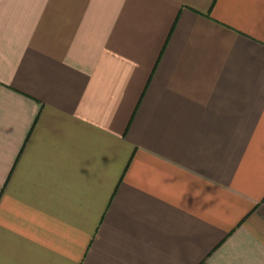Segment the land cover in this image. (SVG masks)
Wrapping results in <instances>:
<instances>
[{
    "label": "crops",
    "instance_id": "1",
    "mask_svg": "<svg viewBox=\"0 0 264 264\" xmlns=\"http://www.w3.org/2000/svg\"><path fill=\"white\" fill-rule=\"evenodd\" d=\"M0 264H264V0H0Z\"/></svg>",
    "mask_w": 264,
    "mask_h": 264
}]
</instances>
